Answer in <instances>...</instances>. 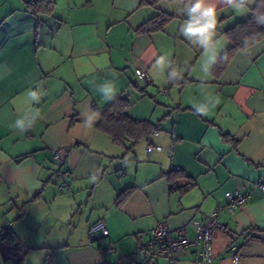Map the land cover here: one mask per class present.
Wrapping results in <instances>:
<instances>
[{
	"label": "crops",
	"instance_id": "crops-1",
	"mask_svg": "<svg viewBox=\"0 0 264 264\" xmlns=\"http://www.w3.org/2000/svg\"><path fill=\"white\" fill-rule=\"evenodd\" d=\"M25 1L0 0V234L12 233L22 264L48 255L50 264H145L142 245L158 223L194 241L195 223L218 207L210 264H264V38L202 80L203 49L180 34L187 17L172 0H54L50 13ZM161 12L172 15L162 29H138ZM249 14L218 5L220 57L233 49L225 31ZM111 86L130 101L129 116L155 126L131 148L97 128ZM17 119L36 120L21 133ZM54 149L68 171L62 189ZM237 188L248 196L227 210ZM98 220L108 236L91 242ZM200 246L179 250L173 264H202Z\"/></svg>",
	"mask_w": 264,
	"mask_h": 264
},
{
	"label": "trees",
	"instance_id": "trees-1",
	"mask_svg": "<svg viewBox=\"0 0 264 264\" xmlns=\"http://www.w3.org/2000/svg\"><path fill=\"white\" fill-rule=\"evenodd\" d=\"M27 8L33 12L50 13L54 7V0H26ZM256 4L251 6L255 9ZM172 15L168 13H158L155 16L142 23L138 29L141 31H153L162 29L171 19ZM226 35L233 43V49L224 54L215 65V70H220L233 50L243 48V39L246 36H254L255 41L264 38V26L257 25L252 18V13L247 18L237 22L234 26L225 31ZM130 101L125 96L113 98L109 104L102 110H99V122L97 128L108 135L118 144L125 145L127 148L134 146L141 138L148 136L155 130L154 124L147 119H135L127 113ZM223 139L229 140L223 135ZM176 175V174H175ZM175 184V181H172ZM189 184H193L189 182ZM124 193L117 198L119 202L124 197ZM0 258L2 261H9L11 264H22L25 257L24 252L17 246L15 238L9 231H2L0 234ZM51 257L48 255L45 264H50Z\"/></svg>",
	"mask_w": 264,
	"mask_h": 264
},
{
	"label": "built area",
	"instance_id": "built-area-1",
	"mask_svg": "<svg viewBox=\"0 0 264 264\" xmlns=\"http://www.w3.org/2000/svg\"><path fill=\"white\" fill-rule=\"evenodd\" d=\"M135 76L137 80L148 82L149 77L145 71L140 68L135 69ZM157 134V132H155ZM152 149L160 150L161 146H148L147 151ZM52 159L59 167L58 176L60 179L59 188L62 189L68 186L67 170H62L61 167L64 164L63 153L60 149H54L52 151ZM264 187V185H259ZM247 192L241 188H237L233 194H229L228 203L225 208L232 210L234 206L242 204L247 198ZM220 207L211 212L206 222H196L194 225L196 237L194 241H191L182 228H176L174 231L165 223H158L153 229H151V237L148 242L142 245V252L145 259V264H158V258H165V264H173L177 258V253L181 249H187L192 243L201 242L200 249L198 250V256L202 264H210L213 258V240L215 229L220 228L218 222ZM174 233V234H173ZM89 240L91 242L100 240L108 236V230L105 223L102 220L94 222L88 230ZM100 251L104 256H107L114 252L115 245L109 244L100 246ZM230 258L234 263L239 261V256L236 248L232 247L230 252ZM103 264H127L126 258H120L113 263Z\"/></svg>",
	"mask_w": 264,
	"mask_h": 264
},
{
	"label": "clouds",
	"instance_id": "clouds-1",
	"mask_svg": "<svg viewBox=\"0 0 264 264\" xmlns=\"http://www.w3.org/2000/svg\"><path fill=\"white\" fill-rule=\"evenodd\" d=\"M165 2V0H161ZM256 4L255 9L251 8L252 4ZM175 6V11L178 14L186 16V20L180 25L179 32L191 43L203 49V59L200 64V79L205 80L212 76V69L221 59L219 52L223 47L222 38L217 32V8L218 5L224 4L233 11L249 10L252 13L253 21L259 25L264 26V0H172ZM243 49L246 51L252 44L255 43L254 36H246L243 39ZM164 57L157 60V64H164ZM170 66V65H169ZM172 76L178 78L179 73L173 69ZM33 98H37L36 91H30ZM114 89L111 86L107 90L105 98L112 99ZM198 114H203V108L196 109ZM99 114H96L98 118ZM36 119L25 123L23 120L17 119L12 125L21 133L30 129ZM92 120L87 121L89 126Z\"/></svg>",
	"mask_w": 264,
	"mask_h": 264
},
{
	"label": "rangeland",
	"instance_id": "rangeland-1",
	"mask_svg": "<svg viewBox=\"0 0 264 264\" xmlns=\"http://www.w3.org/2000/svg\"><path fill=\"white\" fill-rule=\"evenodd\" d=\"M143 83H145L144 81H142ZM161 91H163V89H160ZM149 91H151L150 89H149ZM160 92V91H159ZM161 93V92H160ZM36 258V256H34V259Z\"/></svg>",
	"mask_w": 264,
	"mask_h": 264
}]
</instances>
